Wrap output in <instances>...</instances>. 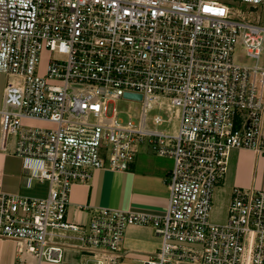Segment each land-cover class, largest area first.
I'll return each instance as SVG.
<instances>
[{
    "label": "built area",
    "instance_id": "built-area-1",
    "mask_svg": "<svg viewBox=\"0 0 264 264\" xmlns=\"http://www.w3.org/2000/svg\"><path fill=\"white\" fill-rule=\"evenodd\" d=\"M242 5L264 0H0V151L22 160L28 189L48 186L0 189V239L19 259L124 264L140 226L160 240L141 264H264V190L234 188L213 217L231 154L264 157V25ZM146 143L173 162L165 214L94 209L71 223L73 188L128 171Z\"/></svg>",
    "mask_w": 264,
    "mask_h": 264
},
{
    "label": "crops",
    "instance_id": "crops-1",
    "mask_svg": "<svg viewBox=\"0 0 264 264\" xmlns=\"http://www.w3.org/2000/svg\"><path fill=\"white\" fill-rule=\"evenodd\" d=\"M3 89L0 91V109ZM9 149L12 150L13 147L9 146ZM22 166L20 158L0 151V189L8 195L46 197L48 189L45 195L30 196L34 194L33 189L38 184L31 189L26 187ZM172 166V160L156 157L149 147L145 146L140 149L128 171L114 172L108 169L95 171L90 184L76 185L73 188L69 221L79 225L87 224L91 210L94 209L119 210L150 216L164 215L169 200L166 178ZM258 182L261 183L260 187L264 188V157L250 151H234L230 156L225 180L216 191L214 219L223 221L227 217L234 188L257 189ZM124 246L127 251L124 261L126 264L128 260L132 259L131 261L135 262V259H143L155 253L160 247V240L151 228L133 226L127 230ZM21 248L13 241L0 239V264H39L28 255H22L19 259L18 252ZM80 263L81 259L72 255L65 264Z\"/></svg>",
    "mask_w": 264,
    "mask_h": 264
},
{
    "label": "rangeland",
    "instance_id": "rangeland-1",
    "mask_svg": "<svg viewBox=\"0 0 264 264\" xmlns=\"http://www.w3.org/2000/svg\"><path fill=\"white\" fill-rule=\"evenodd\" d=\"M235 1H238V0H235ZM239 8L241 10H243L244 12H252L253 15H254V18L256 19L257 17H259L261 20L258 21V22H255V23H258V24H264V8H261V7H258L256 9H253L251 6H246V5H242V6H239ZM235 61L237 63H239L240 65H251L252 64V61H250L249 59H247L244 54L242 53H237L236 56H235ZM45 63V62H44ZM5 77H1L0 76V91L4 88L5 86ZM1 94V92H0ZM140 103H137V102H132V101H126V100H119L116 102L114 108H116L118 111H120L122 114H123V118L124 119H127L128 118V114L130 115H134L135 117L138 116L139 114V111H140ZM148 144H143L142 147L144 148L145 146H147ZM261 180V179H260ZM260 184L261 183H257L256 187L257 189H260V190H264V188H261L260 187ZM47 189H48V186L47 185H42V186H35L34 189H33V193L32 195L30 196H36V195H41V194H44L47 192ZM29 196V195H27ZM135 259V258H134ZM132 260V259H131ZM131 260H128L126 262V264L128 263H133V264H141V261L144 260L143 259H135V262H132Z\"/></svg>",
    "mask_w": 264,
    "mask_h": 264
},
{
    "label": "water",
    "instance_id": "water-1",
    "mask_svg": "<svg viewBox=\"0 0 264 264\" xmlns=\"http://www.w3.org/2000/svg\"><path fill=\"white\" fill-rule=\"evenodd\" d=\"M125 97L128 99H137V100L141 99V97H136V96H132V95H126Z\"/></svg>",
    "mask_w": 264,
    "mask_h": 264
}]
</instances>
